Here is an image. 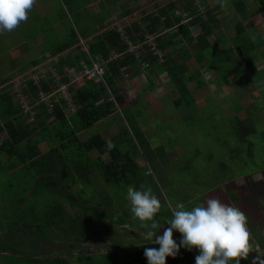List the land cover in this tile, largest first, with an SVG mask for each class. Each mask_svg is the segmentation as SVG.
<instances>
[{
	"label": "trees",
	"instance_id": "trees-1",
	"mask_svg": "<svg viewBox=\"0 0 264 264\" xmlns=\"http://www.w3.org/2000/svg\"><path fill=\"white\" fill-rule=\"evenodd\" d=\"M65 1L70 3V0ZM113 1L115 2V0H98V2H101L99 5L109 7L110 10L112 9L117 13L111 17H130L133 10H130L129 6L118 5ZM233 4L235 5L236 15L232 14L231 17L233 22L239 24L238 30L243 32V29L246 30V24L251 22L247 21L245 24L246 19H243L246 16L243 15L245 4L242 0H233ZM141 8H135L140 12L141 18L124 24L123 28L116 24L118 19H116V22L112 20L111 22L109 18L107 20L101 17L99 19L103 24L101 28L93 31L90 35L88 34L89 36L86 35L88 38L83 37L86 38L84 42H80V38L76 36L75 28H73L69 33L70 40L67 42L59 40L52 44L49 47V53L44 52L41 60L23 65V69H19L16 75H11L10 72L3 70V78L0 81V170L1 172H3V169L8 172L14 171V173L17 171L25 172L27 175L26 185L31 181L28 178L30 176L33 178V174H37L38 188L32 187L31 192L28 189L27 194H21L18 198H11L12 212L10 215L9 213L5 214V220L3 223L0 222L3 227L0 232L1 264H8V262L13 264L12 262L19 261L16 257L22 255H29L34 262L41 261L43 264H65L67 263L65 256L69 257L71 262L69 264H105V257L113 258L112 264H119V261H124L125 258L130 259L129 253L133 250L130 246L135 241L130 243L121 242L118 240L117 231H115V233L112 232L109 239V244H112V246L105 248L103 251V247L99 245L100 241L97 238L98 232L95 231V227L99 225L111 230L114 225L123 226L126 222L130 223L131 219L134 220L127 195L125 199L122 198L120 192L113 196L111 189L109 192L104 190L107 186L112 185L113 188V185H116L118 188L127 191L129 189H139L141 186L146 188L153 186L152 182H148L145 178L144 168L140 166L136 157L132 154L133 148L136 147L135 143L138 142L141 145L149 140L139 124L138 116L130 111V105L142 100V97L141 94H138V98L133 102H129L127 92L129 86L128 88L124 86V77L134 80L142 72L150 73L151 71L152 76L158 74V78L160 72L161 74L167 72L173 83L176 78V84L178 85L183 79L180 76L189 71V68H187L186 63H179L176 58L174 59L177 51L185 48V59L197 55L201 56L204 53L202 50H205L204 48L209 45V36L216 32L219 25L218 16L210 6H206L208 10L206 18L196 15L198 6L195 4V0H171L170 3H166L150 13H146V10H140ZM180 8H183V14L178 13ZM184 12L195 15L194 19L188 23H181ZM247 16L249 17V15ZM190 26L200 27V32L196 37H193ZM16 30L14 28L11 31L1 33L9 34L11 40L9 41L8 51L15 53L17 56L19 50H14V46L20 42L22 31L18 27H16ZM41 33L45 34L46 32ZM148 33L157 35L156 39L161 56L157 54L159 51L155 53L147 45H139L133 52L129 51L130 42L137 45L144 40ZM183 40L187 41L188 46L178 47L180 43H183ZM242 44L238 46L237 50L243 58L242 63H246L248 67L249 74L245 81L252 82L254 72L258 71L261 75L264 67L258 68L255 58L251 55V52L255 50V43ZM29 47L32 48V46ZM191 51H193V54L190 53ZM22 53H24L23 50L19 55ZM113 53L116 55L113 56ZM262 55L261 57H263ZM46 60L49 64L52 63V67L56 70L54 73L48 70L50 68L49 64H43ZM96 60L107 61L104 64V71L100 79L83 78V83L80 85L69 84V76L67 75L69 69L72 68L76 72H80L83 65L92 66V63ZM45 69L47 70L45 71ZM19 76L21 77L17 78ZM60 76L61 83L69 84L68 90L73 106H69L67 99L62 95L50 96L57 89V81ZM262 79L261 76L256 82ZM199 87H202L201 83ZM253 87H255V84ZM183 89L189 93L187 85ZM42 93L48 95L49 98L42 100ZM146 105L147 103L143 107ZM126 106L129 107L125 109ZM190 106L191 104L188 102L184 105V108L187 109ZM66 109L67 111L72 110V112H67ZM258 112L260 113L257 110L252 111V113ZM116 115H121V117H116ZM111 116L116 117L121 124V131L116 136L110 137L97 133L86 141L79 139V132L87 130ZM252 116L250 114L243 120L239 117L235 119L231 124L232 135L230 136L231 140L240 138L247 141L253 148L254 140L249 139L246 135L257 132V125L251 119ZM258 116L261 115L257 114L254 117ZM239 127L243 128L244 131L246 130V132L241 134L237 129ZM119 136H122L121 139L124 138L125 141L122 140L118 143ZM44 145H47V149ZM125 145H129V149L124 147ZM95 150L99 153L97 158H93L91 155ZM236 151L240 154L238 152L240 149H234V146L228 149L230 158H233L234 163L241 162ZM2 154L7 155L8 159L1 160ZM149 154H151V151H149ZM106 155H108L107 160L104 158ZM250 156H253V153H250ZM147 160L155 162L150 156ZM160 164L162 173L166 174L167 177L166 160L161 159ZM18 166L20 168H17ZM235 167L233 163L229 164V161L227 164L224 161L220 162L219 172L221 174H225L227 171L231 172L229 176L220 175L209 190H216V197L224 202L229 200L227 203L239 207L245 213L248 228H250L249 230L253 236L252 230L255 231V228L251 230L250 226L255 223L256 219L261 220L260 217L263 219L264 224V216L262 214L259 217L257 215L259 210L255 208L257 203L246 200L244 196L246 192H249L250 196L253 195L257 189L254 187L249 189L248 183H261L259 187L264 194L263 181H256L251 176L253 172L251 169L242 172ZM94 174H98V178L93 183L92 176ZM180 175H183V173H180ZM240 177H243L247 188L241 187L238 190L234 186H229L230 182L238 186L236 179L238 180ZM248 177L251 180H248ZM78 184L82 186L80 190L83 192V198L78 197L74 192L75 186ZM224 187L227 190H224ZM208 192L207 195H209ZM202 195L200 196H207ZM37 196L48 201V207L43 212L38 210L39 201H37ZM93 197L97 198L94 200ZM15 199H18V201H15ZM62 199H66L74 210H78L75 215L67 213L62 204L60 205L61 209H55L53 205ZM261 199L262 197H259L257 200ZM41 212L43 216H39ZM60 218L64 221L66 219L68 223L76 224L79 228L81 237L76 238L74 236L68 243L71 244L70 246L75 247L78 245L79 247L74 249L69 246L67 250L59 249L55 253L53 251L46 253L47 256L53 258L51 260L45 259L47 256H41L44 254H40V257L38 255L35 258L33 255L36 254L31 253L27 245L31 240L33 241V237L36 241L37 238H41L43 242L48 241L46 227L51 229V226L54 227ZM40 220L44 223L42 224ZM5 226L11 227L8 235H5V231L8 232ZM69 232L70 230H64L66 236ZM18 234L30 236L18 241L21 239L17 238ZM128 237L137 236L131 235ZM175 237H177L178 242L180 236L175 234ZM89 242L95 244L92 251L90 249H80ZM139 242H141V239ZM139 242L134 244V249L138 250V254L134 256L133 263L148 264L144 255V248L146 247H143V243L139 244ZM258 244L263 246V239ZM152 245L151 247L157 248V245L153 243ZM78 251L79 254L76 255ZM7 254L12 255L8 256ZM91 254L98 258L97 261H91ZM196 255H198L196 249L188 251L182 247L175 258L171 256L167 258V264H195Z\"/></svg>",
	"mask_w": 264,
	"mask_h": 264
},
{
	"label": "rangeland",
	"instance_id": "rangeland-1",
	"mask_svg": "<svg viewBox=\"0 0 264 264\" xmlns=\"http://www.w3.org/2000/svg\"><path fill=\"white\" fill-rule=\"evenodd\" d=\"M91 1L92 0H70V3H67L65 0H42V2L47 5L49 13L40 15V13L45 12L43 6L41 5V7H39L38 5L41 3V0H34L33 7L28 12L27 19L21 21L17 26L19 30L22 31H20V37L22 39H20V42L23 41L14 46V50H19L17 56L15 53L13 54L8 51L9 41L11 40L9 34L0 32V81L3 78L4 69L5 72L16 75L19 69H23V65L31 64L35 60H41L44 56V52L47 51L49 53L48 50L52 44L59 40L63 42L70 40L71 37L69 33L73 28H75L77 33L86 36L101 28L103 25L99 20L101 17L107 19L117 14L112 9L110 10L109 7H103L101 5L87 7ZM170 1L171 0H167L166 2L170 3ZM230 1L233 0L223 1L224 5L227 4L223 10L225 15L223 26H227V28L224 27L225 30L228 29V26H232L229 15L233 7L235 11V5L229 3ZM242 2L245 4L243 15H246L243 19L249 20L250 17L247 15H253L255 18L247 24L245 22L246 30L243 29V32H241L242 30H238L240 27L239 24L235 21L233 22L235 28L231 29L230 27L229 31L232 35L226 42H222V51H224V54H227V56L223 55L222 57L220 55L219 58L215 57L214 50H212V52L210 51L212 48L202 50L204 53H202L201 56L197 55L195 59L186 63L187 68L190 70L180 76V78L183 79L178 85L176 84V78L173 83L172 78L167 72L163 74L160 72L158 78V74L152 76L151 71L150 73L142 72L134 80L129 78L126 79V76L124 77V86L127 88L129 86L127 90L130 99L129 102H133L138 98V94H141L140 96L143 100L136 101V103L130 105V111L132 114L138 116L137 119L139 124L149 137V140L147 143L141 144L142 146L138 142L135 143L136 147L133 148L132 154L136 157L140 166L144 168V176L147 178L148 182H152L153 186L150 187L161 202V208L154 217L158 225H163L167 220L172 218L173 210L176 209L179 203H183L186 208L191 209L197 204L202 203L208 196H217L216 190H209V188L220 175L229 176L231 172L227 171L225 174H221V172H219L220 162L224 161L227 164L229 161V164L233 163V165L236 166L235 168L242 172L251 169L253 171L251 176L256 181L262 180L264 185V70L261 72V75H259L258 71H255L252 82L245 81V78L249 74L248 67L246 63H242L243 58L237 50L239 45H243L242 43L249 45L254 42L255 50L251 52V55L255 58V63L262 62L261 55L264 53V0H242ZM157 4L159 5L155 6V8L157 7L156 10L164 5V3L161 5V1L160 3L157 1ZM48 6L50 9H48ZM182 9L183 8H180L178 10L179 14H183ZM37 12H39V15L36 14ZM190 16H192V14L184 12L183 21L187 20ZM130 18L134 19L135 17L132 16ZM129 20H123L116 24L123 28L122 26L130 22ZM15 31H17L16 28ZM41 32L46 33L42 34ZM191 32L197 35L200 32V27L193 28ZM213 38L214 36H211V40L215 41L216 37ZM29 46H32V48ZM219 48L221 49V47ZM22 50L24 53L19 55ZM112 55L115 56L116 54L113 53ZM182 57L185 59V56ZM204 59L205 62L203 61ZM43 64H49L48 60ZM48 66H50V68L47 67L48 70L52 73L56 71L55 68L52 67V63ZM46 70L47 69H45V71ZM155 71H157V69H155ZM261 76L263 80L256 82ZM82 83V79H78L74 84L80 85ZM200 83L202 87H199ZM254 84L255 87H253ZM185 85H187L189 93L187 90L183 89ZM188 102L191 106L185 109L184 105ZM146 103L147 105L143 107ZM128 107L129 106H126L125 109ZM255 110L260 111V113H252V111ZM68 111L72 112V110ZM250 114L253 115L251 119L254 120L257 125V132L246 134L249 139L254 140L253 148L247 141L240 138L231 140L230 136L232 135V122L238 117L243 120ZM257 114L261 116L255 118L254 116ZM117 116L121 117V115H116V117ZM116 117H108L99 124L79 132V139L81 141H86L89 137L97 133L110 137L116 136L121 131V124ZM237 129L241 134L246 132L243 128L239 127ZM121 137L119 136L120 140L117 139L118 143L122 140L125 141V139H121ZM231 146H234V149H240V151H238L240 154H238L237 151L236 153L241 162L238 161L239 163H234L233 158H230L228 149ZM44 147L47 149V145H44ZM124 147L129 149V145H125ZM149 151H151V154H149ZM153 152L155 154H152ZM250 153H253V156H250ZM148 154L155 162L147 160L149 157ZM232 154L234 156L233 152ZM91 155L93 158H97L99 153L95 150ZM6 158L8 159L7 155H1V160L5 161ZM104 158L107 160L108 155L104 156ZM163 158L166 160L165 169L167 177L165 176L166 174L164 175L162 173L160 166L161 159ZM180 173H183V175H180ZM33 176V178H31V176L28 178V180L31 179V181L26 185L27 175L25 172L17 171L14 173V171L8 172L6 169H3V172H1L0 170L1 223L5 220L4 215L8 213L10 215L12 212L10 206L11 198H18L21 194H27L28 189L29 192H31L33 188H38V175L33 174ZM97 176L98 174L92 176L93 183L98 178ZM248 178V180H251L250 177ZM199 181L201 182L198 183ZM236 181L238 186H235L233 182H230L229 186H234V188L238 190H240L241 187L247 188L243 177L238 178V180L236 179ZM260 185L261 183H248L249 189H251L250 187L257 189L253 195L250 196L249 192H246L244 196L246 200L257 203L255 208L261 211L257 212L259 217L262 214L264 216V196H262L264 194L262 190H260ZM80 186L79 184L76 185L74 192L78 197L83 198V192L80 190L82 186ZM104 190L106 192H109V190L112 191L111 193L113 196L120 192L122 198L125 199L126 195L128 198L130 197V192L134 189H129L127 191L123 188H118L116 185H113V188L112 185H109ZM208 190L211 192L209 193ZM224 190L227 189L224 187ZM207 192L209 195H207ZM202 194L207 196L201 197L200 195ZM259 197H262V199L257 200ZM37 198V201H39V206L37 205V207H39L38 210L43 212L44 209L48 207V201L40 196H37ZM96 198L97 197H93L94 200ZM15 201H18V199H15ZM228 201L229 200H227V202ZM258 202L260 203L258 204ZM61 204L69 214L75 215L78 211L74 210L66 199L57 201L53 206H55V209H61ZM117 207L119 206L117 205ZM42 212L39 216H43ZM260 219L261 220L256 219L255 223L250 226L251 230L255 228V231L252 230L254 239L249 230L250 228H248L250 232V243L255 246V249L253 246L254 251L249 253L248 259H242L241 264H254V258L258 256L259 253L264 254V224L263 219L261 217ZM40 222L42 224L44 223L42 220H40ZM7 223L6 221V224ZM152 223L153 220L141 221L134 216V220L131 219L130 223L126 222L123 226L114 225L110 230L109 228H103L99 225L95 227V231L98 232L97 238L100 241L99 245L103 247V251L105 248L112 246V244H109V239L112 236V232L115 233V231H117L118 240L121 242L130 243L135 241L134 244H137L141 239L139 244L143 243V247H151L152 241L144 239L142 234L151 229ZM5 227L8 230V232L4 230L5 235H8L11 227ZM143 227L146 228L144 229ZM2 228L0 224V232ZM46 230L48 241L43 242L41 238H37L36 241L33 237V241L31 240L27 245L28 250L31 249V253L36 254L33 255L35 258L38 255L40 257V254H44L41 256H47L49 252L53 251L55 253V251L59 249L67 250L71 245L68 243L74 236L76 238L81 237L80 230L76 224L68 223L66 219L64 221L62 218L57 220L54 227L51 226V229L46 227ZM64 230H70L67 236ZM151 230L154 232L158 231V229ZM162 232L163 230L160 228L158 234H162ZM131 235H136L137 237H128ZM176 235L180 236V233L177 231ZM28 236L30 235L18 234L17 238L24 239ZM21 239L18 241H21ZM261 239H263V246L258 244ZM134 244L130 246V248H133L129 253V258L131 260L125 258L123 259L124 261H119V264H134V256L138 254V250L134 249ZM94 245V243L89 242L84 244L80 249H90V251H92ZM155 245H157V248L159 247L158 244ZM70 247L76 249L75 247L79 246ZM78 254L79 251L76 252V255ZM7 255L11 256L12 254ZM90 257L93 262L98 259L92 254ZM16 258L19 261L12 262L13 264H43L41 261L34 262L29 255H22ZM64 258L67 261L65 264L71 263L68 256ZM45 259L51 260L53 258L47 256ZM261 259H264V256H261ZM112 260L113 258L105 257V264H112ZM8 264L11 263L8 262ZM255 264H259V262L255 261Z\"/></svg>",
	"mask_w": 264,
	"mask_h": 264
},
{
	"label": "clouds",
	"instance_id": "clouds-1",
	"mask_svg": "<svg viewBox=\"0 0 264 264\" xmlns=\"http://www.w3.org/2000/svg\"><path fill=\"white\" fill-rule=\"evenodd\" d=\"M33 4L34 0H0V32L11 31L26 20ZM194 16H190V20ZM193 28L190 26V30ZM129 203L136 218L141 221L153 220L151 229H158L156 232L150 229L142 234L144 239L159 245L158 248L144 249L148 264H167V258H175L182 247L188 251H198L195 264H241V260L248 259L249 253L254 251L247 216L239 207L219 197L208 196L191 209L179 203L173 210L172 218L163 225H158L154 220L161 202L150 187L141 186L132 190ZM160 228L162 234H158ZM177 231L180 233L178 242L173 238V233ZM261 256L264 254L259 253L254 258V264L255 261L264 264Z\"/></svg>",
	"mask_w": 264,
	"mask_h": 264
},
{
	"label": "crops",
	"instance_id": "crops-1",
	"mask_svg": "<svg viewBox=\"0 0 264 264\" xmlns=\"http://www.w3.org/2000/svg\"><path fill=\"white\" fill-rule=\"evenodd\" d=\"M157 1H159V3L161 1V5H162V3H164V5L167 3L166 2L167 0H120V1L115 0V2L113 1V3H115V4L129 6L130 10H133V12L130 14V17L134 16L135 18L133 19V18H130L129 16L122 17V18L111 17V18H109V20L110 21L112 20L113 22H115L116 19H118V22H120V21H123V20H127V19L129 20L130 19L129 21H134V20H136L138 18H141V15L139 14L140 12L138 10H136L135 8L142 7L140 10H146L145 11L146 13H150L153 10H156L157 7L155 8V6H157ZM212 1L211 0H201L202 5L203 4H206L205 6L209 5L210 8L212 10H214V12L218 16V22H219L218 29L216 30V32L213 35H211V36H214V38L216 37L215 41H212L211 40V36H209V41H208L209 45L206 46L204 49L206 50V49L212 48L210 51L212 52V50H214V52H215L214 56L219 58L220 55L222 57H223V55L227 56V54H224V51H222V49H223L222 42L223 41L226 42L230 38V36L232 35V33L229 32L230 31V27H231V29H233L235 27H234L233 18L231 17V15L235 14L236 10L234 11V7L232 8V11H231V13L229 15L230 16V20H231L230 23H231L232 26H228V29L225 30L224 27L227 28V26H223V23H224V20H225V15H224V11L223 10H224V7L227 4L226 5L223 4L224 0H222V1H220V0H215V1L212 0ZM100 3L101 2H98V0H92L87 5V7L94 6V5H99ZM210 3H212V4H210ZM229 3L232 4L233 1H230ZM38 5H39V7H41V5H42L43 6V10L45 11V12L40 13V15H46V14L49 13V11L47 10V5L44 4V2H42V0H41V3H39ZM48 9H50L49 6H48ZM37 13L39 14V12H37ZM249 17L250 18H249V20H246V23H247V21H251V20H253L255 18L253 15H249ZM257 17H256V19H257ZM254 22H255V20H254ZM54 28H55V26H54ZM89 35H87V36H89ZM76 36H78L77 38H80V40H81L80 42H84V40L86 39V38H83V37H85V35H82L80 33H77ZM182 46H188V43H187L186 40H183V43H180V45L178 47H182ZM219 47H221V49ZM205 52H207V51H205ZM185 53H186L185 48H183L181 50H178L177 53L175 54L174 59L176 58V60L179 63H188L189 61L195 59V56L190 57V59H184L182 56H184ZM190 53L193 54V51H191ZM262 56H263V57H261L262 62L256 63L258 68H263L264 67V55H262ZM203 61L205 62V59ZM17 168H20V167L18 166ZM21 240H23V238ZM29 250L31 252V249H29Z\"/></svg>",
	"mask_w": 264,
	"mask_h": 264
},
{
	"label": "built area",
	"instance_id": "built-area-1",
	"mask_svg": "<svg viewBox=\"0 0 264 264\" xmlns=\"http://www.w3.org/2000/svg\"><path fill=\"white\" fill-rule=\"evenodd\" d=\"M195 4L198 6V14L201 15L203 18H206V12L208 11L206 6H203L201 4L200 0H195ZM202 5V6H201ZM179 12V11H178ZM190 20V17L183 21L181 23H187ZM157 35L156 34H146V37L144 38V40L137 44L134 45L133 43L130 42V48L129 51L133 52L134 50H136V48L140 45V46H144L147 45L151 51H154L155 53L158 52L157 54L161 56V51L158 48V44H157ZM107 63V61L101 60V61H94L92 63V66H86L83 65V69L80 72H76L75 69H69L67 72V75L69 76V84H74L78 79H83V78H87V79H100L102 73H103V67L104 64ZM61 76L59 77V80L57 81V89L54 90L51 95H62L64 96L67 101L69 106H73V102H72V98L69 94V90H68V85L67 83H61ZM42 96V100L43 99H47L49 98V96L45 95V94H41ZM28 108V107H27ZM74 110V108H72ZM173 238L175 240H177V237H175V232L173 233ZM195 249H193L194 251Z\"/></svg>",
	"mask_w": 264,
	"mask_h": 264
}]
</instances>
